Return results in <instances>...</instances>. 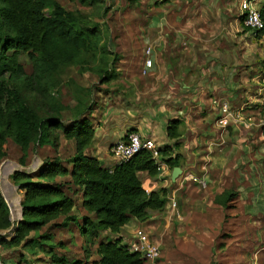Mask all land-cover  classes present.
<instances>
[{"label": "crops", "instance_id": "obj_1", "mask_svg": "<svg viewBox=\"0 0 264 264\" xmlns=\"http://www.w3.org/2000/svg\"><path fill=\"white\" fill-rule=\"evenodd\" d=\"M239 2L135 0L126 34L111 40L113 49L119 51L117 71L123 79L107 82L115 86L109 94L99 89L89 96V102L94 96L105 98L102 102L95 100L92 110L86 112L95 128L86 152L112 168L117 161L111 146L131 130L155 140L161 149L176 141L168 136L169 122L181 121V144L174 154L181 156L182 172L174 181V168L163 161L157 176L140 172L147 191H168L167 203L161 210L150 209L147 220L132 218L123 226L116 237L124 243L143 229L171 246L175 235L168 230L175 223L180 225V251L187 255L208 252L227 255L239 264H264L263 257H259L264 255V38L245 27ZM147 58L153 65L143 74ZM225 103L232 116L224 115ZM58 151L73 155L75 141L62 138ZM72 166L69 164V169ZM190 175L203 177L207 187L193 182ZM56 181H68L74 192L78 190L81 212L76 213L75 206L72 213L76 220L61 227L67 230H52L53 242L61 241L60 250L70 259L73 252L82 264H95L99 255L96 251L83 253L81 232L68 231L70 224L81 218L84 222L85 216L94 219L95 214L82 206L83 190L71 183V174L59 176ZM228 192H236L237 196L228 200ZM174 199L177 207L172 205ZM187 215L197 219V224L201 222L200 227L209 225V231L194 228L187 232L183 225ZM60 218L57 222L63 221L64 217ZM43 232H48V226ZM104 236L113 235L99 231L94 250ZM19 252L24 253V249L0 247V264H18L17 256L22 257ZM38 258L36 264H51L43 251Z\"/></svg>", "mask_w": 264, "mask_h": 264}, {"label": "trees", "instance_id": "obj_2", "mask_svg": "<svg viewBox=\"0 0 264 264\" xmlns=\"http://www.w3.org/2000/svg\"><path fill=\"white\" fill-rule=\"evenodd\" d=\"M77 1L92 6L101 0ZM108 8H104L103 15ZM261 17L264 21V5ZM107 47L100 22L92 21L80 10L67 9L59 0H0V160L7 157L5 146L10 139L21 148L23 164L31 145L58 149L62 138L73 139L76 144L69 161L73 164L71 169L60 156H55L47 158L36 174L26 170L12 173L11 179L21 191V219L12 218L11 206L0 187V231L10 232L0 234V247L28 248L35 243L30 238L33 232H40L45 226L61 228L76 220L72 213L76 200L66 191L69 182L56 181L59 176L71 174V183L83 190L82 206L95 214L94 219L84 217L83 237L96 240L102 230L113 235L98 241L99 259L94 263H146L140 252L132 251L116 235L132 218L145 221L150 209L165 207L168 191L149 192L140 177V172L157 176L161 163L150 150L142 149L112 168L103 166L97 156L86 152L95 137V128L86 116L94 105V100H88L92 91L84 89L85 96L77 97L74 107L63 103L53 92L67 82L69 68L82 69L94 60H99L100 65L91 70L99 75L101 84L117 78L120 55ZM22 53L30 60V72L21 62ZM67 110L72 111V116L65 119ZM180 124L178 119L169 122L168 136L176 141L159 149L161 160L172 168L179 166L181 157L174 154L181 144ZM226 195L232 200L237 193ZM221 198L217 197V201ZM60 217H64L63 221L57 222ZM54 235L52 231L40 234L42 239L36 242L42 243L45 237L53 239ZM61 246L62 242L51 245V264L83 263L55 250Z\"/></svg>", "mask_w": 264, "mask_h": 264}, {"label": "rangeland", "instance_id": "obj_3", "mask_svg": "<svg viewBox=\"0 0 264 264\" xmlns=\"http://www.w3.org/2000/svg\"><path fill=\"white\" fill-rule=\"evenodd\" d=\"M61 4H63L67 9L69 10H80L82 11L88 18H90L92 21H98L100 22V26L102 29V37L103 41H106L107 48L110 50H114V44L111 43V40H115V38H119V35L126 34V26L130 25L132 22V13H133V6H135V0H101L97 2V4L92 6H85L82 5L77 0H59ZM108 8L107 14L103 15L102 12L104 8ZM144 13H141V17H144ZM116 53L119 54V51L114 50ZM100 56V55H99ZM264 61V59H262ZM261 60V62H262ZM21 62L24 64L25 69L27 72L31 71V63L28 59V56L24 53L21 54ZM91 64V65H90ZM90 64H84L82 69L79 68V66L71 67L67 71L65 75V79L67 80L66 83L62 84L59 89L54 90L53 92L58 95V97L62 100L63 103L67 104L68 106L74 105V103L77 100V97L85 96L86 91L84 89H90L92 92L97 93L99 89H102L101 92L104 95L109 94L111 91V88L114 86L111 83L101 84L99 81V75L92 71L91 67H94L95 69L98 68L100 65L99 60H94ZM264 64V62H263ZM255 65V63L253 64ZM117 69V68H116ZM264 70V67H263ZM123 79V76H121V73L117 75L116 80ZM113 83V82H112ZM116 83V82H115ZM106 87V88H105ZM115 89V86L113 87ZM105 89V90H103ZM93 95V94H92ZM94 96V95H93ZM94 96L91 97L94 102L98 99V101H103L105 96ZM113 95H111V98ZM72 111L67 110L64 113L65 119L68 118V115H71ZM65 146H63L62 149H64ZM68 148V147H67ZM5 149L7 151V157L3 160H0V187L7 198L9 204H11V210H12V216L15 220H17L18 216L20 215V212L22 210L20 201H21V191L18 188V185H16L13 180L11 179V175L15 170H29V172H32L33 174L37 173V170L40 166H42L43 162L48 158H53L55 156H60L66 166H69L71 164L69 161L72 159L73 155H68L67 153L59 152L58 149H60V146L58 149L53 148L52 146H47V149H43L42 147L38 146L35 147L34 145H31L29 153L26 158V162L23 164L21 162V157L23 155V152L21 148L12 140L10 139L8 143L5 146ZM76 152V151H75ZM161 160V159H160ZM162 161V160H161ZM69 184V183H68ZM67 191L69 194H73L77 207H76V213L81 212V203L80 197H76V194L78 193V190L74 192L72 187L66 186ZM76 216V215H75ZM61 220V218H60ZM183 221V219H180L179 221ZM186 221L183 225L187 228V232L190 230H203L204 232H208L210 229L209 225L204 224L202 227L201 222L197 224V219L195 220L194 217L191 215H187ZM82 218L81 221H78L77 223L70 224L69 230H73V232H81V226H82ZM50 227V226H49ZM52 227L48 228V232L55 230L56 233H59L60 230L63 228H55L51 229ZM65 229V228H64ZM62 229V231H66L67 229ZM185 231V228H182V232ZM62 232V233H63ZM168 232L174 233L175 236L173 237V241L171 246H169V243L164 244L158 237H151L154 241H158L161 244V250H162V256L155 261V264H239V262L236 260L234 262L233 260H229L227 255L221 254H212L205 252L203 254L197 255V254H189L183 253L180 251L179 247V234H180V225L176 226L174 223V226L172 225ZM46 233V232H43ZM40 232H33L30 236V238L35 239V243L30 245L28 248H22L24 249L22 253V257L20 259V256L18 257V264H36L38 262V255L41 251L44 253H47V256H49L48 252L51 247V245L55 242H53V239L49 237L43 238L42 243H37L36 239H42L40 238V234H43ZM171 233V234H172ZM57 236V235H56ZM73 236V235H71ZM29 238V239H30ZM95 241V242H94ZM97 240H92L90 236H84L83 242L81 243L85 249L88 251H83L85 255L88 253L95 252V246H96ZM61 241L56 242L55 244H59ZM61 247H57L55 250L59 253H64L60 250ZM70 255L73 256L72 259L79 258L77 253L70 252ZM75 255V257H74ZM203 257V258H202ZM257 257V255H255ZM259 257H263L264 255H261ZM3 259V257H1ZM214 259H217L215 261ZM257 259V258H256ZM254 261H257V260ZM42 260V259H40ZM50 260V256H49ZM253 261V262H254Z\"/></svg>", "mask_w": 264, "mask_h": 264}, {"label": "built area", "instance_id": "obj_4", "mask_svg": "<svg viewBox=\"0 0 264 264\" xmlns=\"http://www.w3.org/2000/svg\"><path fill=\"white\" fill-rule=\"evenodd\" d=\"M242 20L245 27L261 34L264 38V21L261 17V8L264 5V0H240L239 2ZM151 49H147V54H150ZM153 62L151 58L145 60V66L142 70L143 74H146L152 67ZM224 115L232 116L230 106L225 103L223 105ZM142 149L150 150L154 157L161 163V154L157 143L151 138L143 137L138 132H129L125 138H122L115 142L111 146V153L116 158L117 163L130 159L133 155ZM190 179L199 184L202 188L207 187V181L197 175H190ZM174 207H177V201L174 199L172 202ZM132 251H138L142 257L146 260V263L155 264V261L162 256V250L159 243L154 241L150 234L143 229H138L131 241L127 243Z\"/></svg>", "mask_w": 264, "mask_h": 264}, {"label": "water", "instance_id": "obj_5", "mask_svg": "<svg viewBox=\"0 0 264 264\" xmlns=\"http://www.w3.org/2000/svg\"><path fill=\"white\" fill-rule=\"evenodd\" d=\"M181 172H182V169H181V167H179V166H176V167H174V169H173V173H172V179L175 181L176 180V178L181 174ZM7 199V198H6ZM8 201V200H7ZM10 206H11V204H10ZM21 214H22V212H21ZM22 217V216H21ZM21 219V218H20Z\"/></svg>", "mask_w": 264, "mask_h": 264}]
</instances>
